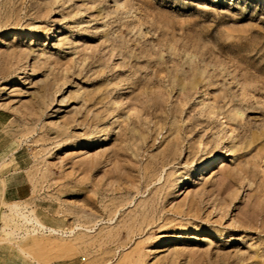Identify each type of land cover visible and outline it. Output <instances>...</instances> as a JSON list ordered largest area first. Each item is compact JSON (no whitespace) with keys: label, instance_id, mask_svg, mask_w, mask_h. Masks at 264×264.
I'll return each mask as SVG.
<instances>
[{"label":"rangeland","instance_id":"1","mask_svg":"<svg viewBox=\"0 0 264 264\" xmlns=\"http://www.w3.org/2000/svg\"><path fill=\"white\" fill-rule=\"evenodd\" d=\"M0 204V264H264V0H0Z\"/></svg>","mask_w":264,"mask_h":264},{"label":"bare ground","instance_id":"2","mask_svg":"<svg viewBox=\"0 0 264 264\" xmlns=\"http://www.w3.org/2000/svg\"><path fill=\"white\" fill-rule=\"evenodd\" d=\"M217 161H218V157H214V158L208 160V162H207V163H209L208 166H207V163H206L201 168L202 173H206L208 171H211L212 169L211 168H208V167L213 166ZM9 211L13 215L20 217L21 220H23L24 223L31 224V225H36V226H38L42 230L43 229L44 230L48 229L43 224H41L37 219L33 218L32 213H30V214L24 213V212H22L21 208H19L18 206L10 207ZM4 215H5V212L2 210V207H1L0 208V222H2L5 219V216ZM49 231L52 232V233H56V234L58 232L56 229H49Z\"/></svg>","mask_w":264,"mask_h":264},{"label":"crops","instance_id":"3","mask_svg":"<svg viewBox=\"0 0 264 264\" xmlns=\"http://www.w3.org/2000/svg\"><path fill=\"white\" fill-rule=\"evenodd\" d=\"M4 201L6 202L7 200H6V195L4 196Z\"/></svg>","mask_w":264,"mask_h":264}]
</instances>
